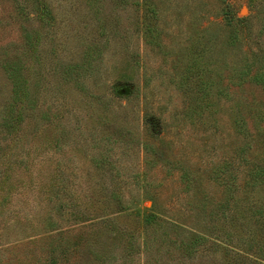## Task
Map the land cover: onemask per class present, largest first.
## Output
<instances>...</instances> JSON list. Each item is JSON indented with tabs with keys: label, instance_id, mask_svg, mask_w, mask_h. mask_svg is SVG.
<instances>
[{
	"label": "rangeland",
	"instance_id": "rangeland-1",
	"mask_svg": "<svg viewBox=\"0 0 264 264\" xmlns=\"http://www.w3.org/2000/svg\"><path fill=\"white\" fill-rule=\"evenodd\" d=\"M41 3L0 0V57L37 38L33 118L0 128V264H264V0ZM8 94L0 71V118Z\"/></svg>",
	"mask_w": 264,
	"mask_h": 264
},
{
	"label": "trees",
	"instance_id": "trees-1",
	"mask_svg": "<svg viewBox=\"0 0 264 264\" xmlns=\"http://www.w3.org/2000/svg\"><path fill=\"white\" fill-rule=\"evenodd\" d=\"M31 10H26L23 5L13 0V6H15V12L19 18L24 22L29 19V15H33V2L38 6L39 14L37 15L39 21L47 22L48 15L46 7L42 6L41 0H31ZM42 9V10H41ZM45 11L44 13L40 12ZM230 19L232 17L230 16ZM232 43V42H231ZM37 44V38L33 37V32L24 31L22 35V44L15 49L13 54H10L7 50H4L0 57V71L8 85L9 94L7 100L2 106V116L0 118V128L10 137L15 136L20 130L25 120L33 118V110L36 106V100L33 99V81H29V77L33 75V53ZM24 51L28 57L32 59V70L30 66H25L23 61L17 55V52ZM25 55V54H24ZM88 54H85V57ZM88 64V62H86ZM82 64L81 66L87 65ZM244 70L241 72V76H245L250 70L248 65H244ZM77 65H71L66 68V73L72 74L76 71ZM32 71V73H31ZM33 77V76H32ZM251 80L256 84H263L264 86V73L255 72L251 76ZM143 224L150 225L154 222V216L146 214L142 219ZM170 227L175 231V225L168 223ZM166 241V235L163 240ZM206 238L202 235L191 234L186 242L178 241V246L182 249L186 256H191L199 247L203 245ZM178 248V247H175ZM236 257L237 253L233 254ZM103 259V258H102ZM106 259V258H104ZM45 264H56L55 258L51 256Z\"/></svg>",
	"mask_w": 264,
	"mask_h": 264
}]
</instances>
